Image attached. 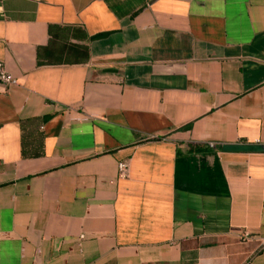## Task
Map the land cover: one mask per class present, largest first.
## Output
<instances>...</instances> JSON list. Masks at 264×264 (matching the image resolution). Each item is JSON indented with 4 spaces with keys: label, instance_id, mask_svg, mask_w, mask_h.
<instances>
[{
    "label": "crops",
    "instance_id": "obj_1",
    "mask_svg": "<svg viewBox=\"0 0 264 264\" xmlns=\"http://www.w3.org/2000/svg\"><path fill=\"white\" fill-rule=\"evenodd\" d=\"M0 61V264H264V0H0Z\"/></svg>",
    "mask_w": 264,
    "mask_h": 264
},
{
    "label": "trees",
    "instance_id": "obj_2",
    "mask_svg": "<svg viewBox=\"0 0 264 264\" xmlns=\"http://www.w3.org/2000/svg\"><path fill=\"white\" fill-rule=\"evenodd\" d=\"M49 41L37 50V64L82 63L88 59V48L84 44L71 43L70 38L84 40L86 34L81 27L50 25ZM191 150H200L192 147Z\"/></svg>",
    "mask_w": 264,
    "mask_h": 264
},
{
    "label": "built area",
    "instance_id": "obj_3",
    "mask_svg": "<svg viewBox=\"0 0 264 264\" xmlns=\"http://www.w3.org/2000/svg\"><path fill=\"white\" fill-rule=\"evenodd\" d=\"M17 83V79L13 77L7 69L4 67L3 63L0 61V84L4 86L14 85ZM209 147H212V144H208ZM117 169L119 174L126 175L128 171V164L125 162H120L117 164ZM248 234L245 233L244 236L246 237Z\"/></svg>",
    "mask_w": 264,
    "mask_h": 264
},
{
    "label": "water",
    "instance_id": "obj_4",
    "mask_svg": "<svg viewBox=\"0 0 264 264\" xmlns=\"http://www.w3.org/2000/svg\"><path fill=\"white\" fill-rule=\"evenodd\" d=\"M228 148H231V149H254V150H262L263 147H260V146H255V145H241V146H228Z\"/></svg>",
    "mask_w": 264,
    "mask_h": 264
}]
</instances>
